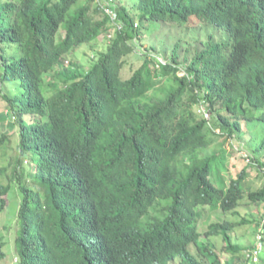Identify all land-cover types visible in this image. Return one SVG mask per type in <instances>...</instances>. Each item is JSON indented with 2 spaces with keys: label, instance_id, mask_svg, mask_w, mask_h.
Wrapping results in <instances>:
<instances>
[{
  "label": "trees",
  "instance_id": "obj_1",
  "mask_svg": "<svg viewBox=\"0 0 264 264\" xmlns=\"http://www.w3.org/2000/svg\"><path fill=\"white\" fill-rule=\"evenodd\" d=\"M185 24L218 30L165 62L139 44ZM102 36L90 66L67 60ZM3 100L19 135L10 158L0 136V214L14 186L23 196L0 264H220L214 238L236 254L249 223L229 217L264 203L247 185L248 167L264 169V0H0ZM229 138L252 157L234 177ZM205 209L226 220L202 232Z\"/></svg>",
  "mask_w": 264,
  "mask_h": 264
},
{
  "label": "rangeland",
  "instance_id": "obj_2",
  "mask_svg": "<svg viewBox=\"0 0 264 264\" xmlns=\"http://www.w3.org/2000/svg\"><path fill=\"white\" fill-rule=\"evenodd\" d=\"M99 0H96L98 2ZM217 29L213 26H207L206 28H189L186 24L182 27H170V25L162 26L160 38L158 40L155 35H152L151 38L148 36L146 31H143V41L139 42L141 48L147 50L151 45H155L159 51V59L163 62L165 60L163 57L165 54L170 55L175 44L182 38V42H188L192 47L195 48L198 45L201 48L202 39H208L209 35ZM218 30V29H217ZM65 32V24L61 27L60 33L58 35V40L63 37ZM158 34V33H157ZM217 35V34H216ZM164 36V37H162ZM165 38L164 42L163 39ZM198 38V39H197ZM108 39L102 36L100 40L94 43H87L77 47L67 58L68 61H76L84 67L90 66L91 60L95 57L97 52L105 50L108 44ZM185 48V47H184ZM182 48V49H184ZM132 59V58H130ZM91 63V64H90ZM71 64V62H70ZM131 71L134 68H137L141 61L132 60L130 63ZM130 71V68L127 69ZM128 75V73H126ZM180 75H185L184 71L180 72ZM6 90V89H5ZM47 94H50L49 89H47ZM9 105L7 101L3 100L0 103V136L4 133L11 135L10 143L8 144V151L6 154H3V157L10 158L11 155L17 154L18 151V130H9V122L14 120L10 115ZM206 118H210V115H207ZM219 132V130H217ZM242 143H239V140L236 138H229L225 143V148L228 152V161L230 172L232 176H236L237 172L243 171L244 167L249 166L252 157L249 155L247 148L242 146ZM244 148V149H243ZM261 160L264 162V156L261 157ZM233 165L235 168H233ZM248 177L247 185L251 190H258L264 187V169H259L258 166L253 165L251 168L248 167ZM230 179V178H229ZM229 181V180H228ZM22 193L19 189L14 186L10 192V195L4 197L6 201V207L4 211L0 214V242H5L4 251L6 248L12 251L14 247L13 237L15 236V227L14 220L17 215L18 207L22 201ZM248 200H244L246 206L239 209L240 215L229 217V219L240 223L244 217L249 221L247 224H242L239 226L236 231L233 233V242L235 245L239 246L238 253H230L227 249H224V243L221 237L214 238V243L216 245L215 253L218 255V261L220 264H238L239 260L242 263H256L259 257L257 253H254V259L252 258V253H250L254 247L257 246L256 237H257V222H264V203L261 205L247 204ZM248 205V206H247ZM203 213V218L200 222V228L203 232L210 223L217 220L224 221L226 218L223 215L212 213L209 209H205ZM6 249V252L8 251ZM1 250V249H0ZM11 256V255H9ZM18 262V259L14 256L13 260L7 259L1 264H14ZM203 264H210L207 258H203ZM251 262V263H250ZM170 264H180L179 261H174ZM260 264V262L258 263Z\"/></svg>",
  "mask_w": 264,
  "mask_h": 264
},
{
  "label": "built area",
  "instance_id": "obj_3",
  "mask_svg": "<svg viewBox=\"0 0 264 264\" xmlns=\"http://www.w3.org/2000/svg\"><path fill=\"white\" fill-rule=\"evenodd\" d=\"M202 111H204V112H205V110H204L203 108H202ZM205 114H206V117H207V115H208V114H207L206 112H205Z\"/></svg>",
  "mask_w": 264,
  "mask_h": 264
}]
</instances>
